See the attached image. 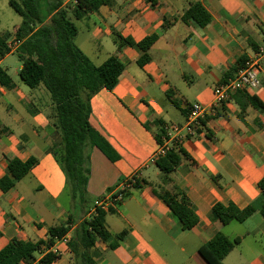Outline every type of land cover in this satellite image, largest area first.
<instances>
[{
  "label": "crops",
  "instance_id": "crops-1",
  "mask_svg": "<svg viewBox=\"0 0 264 264\" xmlns=\"http://www.w3.org/2000/svg\"><path fill=\"white\" fill-rule=\"evenodd\" d=\"M193 5L210 14L207 26L184 20ZM75 24V44L94 65L111 56L124 65L117 86L91 99V123L119 155L112 162L98 148H89L91 209L120 182H137L106 212L113 239L125 233L119 246L112 250L98 240L90 250L93 264H207L199 249L218 233L240 239L224 264H264V195L259 188L264 113L252 104V97L264 104V58L260 87L232 95L208 116L200 133L178 144L187 156L174 173L166 176L150 163L161 146L157 136L162 128L166 135L167 128L185 125L191 104L211 105L214 88L264 50V0H113ZM152 36L150 60L141 66L138 44ZM119 38L135 45H122ZM21 68L14 76L5 69L13 86L0 85L5 107L0 111V179L10 159L35 158L37 164L11 190L0 189V251L14 239L46 241L49 229L67 227L73 214L65 175L50 153L60 138L50 93L42 85L28 89L19 77ZM171 181L186 191L196 209L199 224L191 230L182 229L165 202ZM216 204L252 206L255 213L225 225L213 213ZM91 209L76 210L64 238L20 264H38L50 252L59 257L52 264H80L69 243L77 239Z\"/></svg>",
  "mask_w": 264,
  "mask_h": 264
},
{
  "label": "trees",
  "instance_id": "trees-1",
  "mask_svg": "<svg viewBox=\"0 0 264 264\" xmlns=\"http://www.w3.org/2000/svg\"><path fill=\"white\" fill-rule=\"evenodd\" d=\"M65 1L9 0L10 6L23 20L13 32L0 33V57L3 59L11 54L8 42H18L16 54L22 63L19 77L29 88L42 85L50 93L54 106L53 124L60 135L50 153L65 175V189L73 203V214L70 215L67 227L50 228L46 241L33 243L14 239L9 242L0 251V264H20L24 259L33 257L43 246L50 248L58 239L67 235L76 210L87 213L91 209L87 189L90 176L89 148H98L112 162L119 160L118 153L91 123V99L101 89L112 91L117 86L124 65L117 56H111L96 66L75 44L78 34L75 20L97 12L101 6L113 0H75L67 4ZM211 19L201 5H193L184 15L185 21L193 20L200 27L207 26ZM118 40L122 45H135L132 39ZM155 40L156 37L152 36L138 44L143 52L138 60L139 65L144 66L150 60L148 51ZM0 85L6 88L13 86L12 78L2 67ZM252 104L264 113V104L258 98L252 97ZM188 114L189 110L186 116ZM161 132L157 142L163 145L167 137L163 128ZM186 156L181 146L173 144L164 156L157 159L156 166L169 176ZM36 164L35 158L25 162L17 158L10 159L7 175L0 179V189L3 192L11 190ZM259 188L264 195V179L259 182ZM168 191L164 199L172 216L179 221L184 231L195 228L199 224V217L186 191L173 181ZM213 213L226 225L244 222L255 213V208L249 206L239 209L233 205L216 204ZM262 215L264 217V208ZM105 216L106 212L99 211L97 216L82 222L77 239L69 243L75 260L80 259V264H93L90 250L98 240L109 244L112 250L119 246L118 240L125 233L113 239L106 229ZM239 243V238L231 240L218 233L200 247L199 254L207 264H224L225 258ZM58 258L57 254L50 252L38 264H52Z\"/></svg>",
  "mask_w": 264,
  "mask_h": 264
},
{
  "label": "built area",
  "instance_id": "built-area-1",
  "mask_svg": "<svg viewBox=\"0 0 264 264\" xmlns=\"http://www.w3.org/2000/svg\"><path fill=\"white\" fill-rule=\"evenodd\" d=\"M17 46L18 42L15 40L8 42V47L11 52L16 51ZM263 58L264 50L261 49L257 51L251 59L240 66L232 78L219 83L214 88V101L211 105L205 106L199 103L191 104L188 107L189 114L185 125H175L166 129L167 138L164 139V144L160 146L157 153L151 158L150 163L156 164L157 159L164 156L171 145H178L186 139L195 137L198 132L203 130V123L207 120L208 116L215 113L217 108L226 100L231 99L232 95L238 92L254 91L258 89L261 85L260 73L262 70ZM1 62L2 58L0 57V63ZM135 184L136 180L134 178L120 182L109 195L94 203L89 220L97 216L99 211L108 212L111 207L122 202L128 192L134 188Z\"/></svg>",
  "mask_w": 264,
  "mask_h": 264
},
{
  "label": "rangeland",
  "instance_id": "rangeland-1",
  "mask_svg": "<svg viewBox=\"0 0 264 264\" xmlns=\"http://www.w3.org/2000/svg\"><path fill=\"white\" fill-rule=\"evenodd\" d=\"M42 8L44 9V6ZM22 20H23L22 17L18 15L13 10V8L10 6L9 0H0V33L1 34H5L7 32H13L14 29L22 23ZM77 44L80 45V40L78 41ZM83 48H86V47H83ZM87 52H89L88 54H90V51H87ZM21 64L22 63L18 55L15 53H12L4 59L2 66L4 69H7L10 75L14 76L16 74V69ZM26 87L28 89H31L28 86ZM3 104H4L3 102L0 103V111L5 110V107Z\"/></svg>",
  "mask_w": 264,
  "mask_h": 264
}]
</instances>
